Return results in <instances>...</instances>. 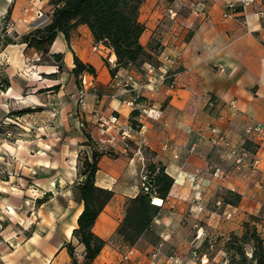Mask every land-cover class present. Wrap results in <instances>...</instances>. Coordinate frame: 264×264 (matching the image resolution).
I'll list each match as a JSON object with an SVG mask.
<instances>
[{"label": "crops", "instance_id": "crops-1", "mask_svg": "<svg viewBox=\"0 0 264 264\" xmlns=\"http://www.w3.org/2000/svg\"><path fill=\"white\" fill-rule=\"evenodd\" d=\"M230 2L242 6L224 18ZM167 10L173 13L171 17ZM52 11L51 0H0V35L7 22L15 34V43L0 52V126L21 116L43 131L42 139L33 144L38 155H59L61 160L57 157L37 180L43 187L65 188L69 209L64 211V225L51 228L46 237L34 233L27 246L13 251L0 246V264L70 263L63 244L71 239L83 208L80 198L72 203L70 184L77 151L87 137L106 152L98 161L95 184L113 191L93 232L109 242L124 217L126 201L140 191L146 163H160L174 182L167 198L161 200L163 213L151 223L158 241L155 245L147 241L149 230L133 245L120 241L121 251L129 252L125 264H196L184 255L186 246H179L189 231L182 221L185 216L193 218L197 231L239 233L245 213L264 209V140L246 132L248 124H264V0H145L139 11V20L145 24L140 41L147 45L157 37L165 54L177 56L170 70L173 87L159 80V61L158 65L143 64V71L121 68L112 77L109 69L115 54L95 42L85 24L73 29L69 42L58 32L48 53L19 41L23 34L46 24ZM97 45L100 49L94 51ZM74 55L95 69L94 74L84 73L88 82L84 107L75 99ZM128 75L133 76L134 88L123 85ZM137 92L140 98L132 110L127 101ZM99 118H115L116 126L135 125L128 138L109 130L107 136L114 134L115 139L112 144L103 143L98 142ZM79 119L91 129L85 135L73 129ZM211 126L225 134L231 145L253 141L257 169L235 170L229 147L209 141ZM61 137L65 141L58 147ZM164 143L168 148H163ZM218 189L239 194L238 203L213 198ZM212 202L223 204V214L215 211ZM228 212L232 221L223 220ZM114 247L106 243L92 264H117L121 251ZM167 248L173 251L169 255ZM79 249L83 252V246Z\"/></svg>", "mask_w": 264, "mask_h": 264}, {"label": "trees", "instance_id": "trees-1", "mask_svg": "<svg viewBox=\"0 0 264 264\" xmlns=\"http://www.w3.org/2000/svg\"><path fill=\"white\" fill-rule=\"evenodd\" d=\"M145 0H51L53 11L50 20L40 27H35L23 34L19 41L28 47L44 53L58 32L63 33L67 42L73 29L79 24H85L95 42L112 49L115 54L114 65L109 71L112 77L121 68L145 63L158 65V55L162 51L159 42L154 38L143 45L140 37L145 30V24L139 20L140 7ZM172 3L174 0H165ZM15 43L14 38L0 35V52L8 44ZM59 57V54H55ZM74 67L71 72L78 77L84 71L95 73L90 64L83 63L76 55L73 56ZM136 112L133 111L134 115ZM133 125H135L133 123ZM105 150H92L90 156L82 161L80 171L81 180L77 184L83 208L77 217V225L72 229L71 238L63 246L71 258V264H78L74 256V245L83 246L82 264H91L99 255L107 241L93 232V225L97 216L113 196V191L99 187L95 184V173L98 161L105 154ZM148 191L142 188L134 197L129 198L125 204V214L119 223L116 234L127 245H133L137 239L148 231L154 217L157 216L161 206L151 202L152 197L165 200L173 185L174 179L160 163L148 161ZM236 197V202L226 198L227 203L236 205L240 195L227 191ZM255 217V216H253ZM228 241V251H232L228 264H264V237L257 227L247 221L243 223L240 235L231 233ZM75 241V242H74ZM250 244L251 256L246 255L245 245Z\"/></svg>", "mask_w": 264, "mask_h": 264}, {"label": "rangeland", "instance_id": "rangeland-1", "mask_svg": "<svg viewBox=\"0 0 264 264\" xmlns=\"http://www.w3.org/2000/svg\"><path fill=\"white\" fill-rule=\"evenodd\" d=\"M235 5H236V11H238V8L242 6L237 4ZM236 11L232 12L228 16H231L232 14L236 13ZM167 12H168V16L171 17L173 15V13L170 10H167ZM259 15L262 17L260 11H259ZM223 17L226 18L224 15ZM159 27L160 29L162 28L160 24L157 25V29ZM157 34L161 35L160 30L157 32ZM154 41L159 42L157 40V37L154 38ZM99 49L100 46L97 50L94 49L93 50L98 51ZM164 55L165 53L163 52V50L158 55L159 67L161 69V75L159 77V80L161 82H166L167 85L169 86L172 80L174 82V79L173 77L172 79L171 78H167L165 80L162 79L164 75V71L162 70V60ZM173 57H177V56L175 55ZM176 61L177 58L175 59V63ZM171 66H170V70H171ZM133 67L136 70L143 71L141 70L140 65H135ZM86 72L88 71H84L81 74H79L78 77H74L75 84L77 85V92L75 99L78 106H80L79 102L77 101V98L81 86V76L84 75V73ZM169 72L172 73L171 71ZM87 88H88V82H87ZM139 98H140V94H139ZM86 103L87 102L85 99V105ZM84 106H80V107H84ZM92 113L95 112L92 111ZM22 118L23 117L20 116L17 119H13L14 121H8L9 122L8 125L0 126V246H5L8 251L9 250L13 251L18 246H23V245L27 246L26 245L27 242H31L28 241L29 238L34 233H38V235H40L43 238L44 236L46 237L45 233L51 228H55V229L61 228L66 222V220L63 218L64 211L66 209L67 210L69 209L68 201H67L68 199L65 200L67 198V195L65 197L64 195L65 193H63V189L65 188L57 185L52 188H47L46 186L43 187V185L39 183V180H37L38 177L42 178L43 172H47V170L45 169L49 168V166H51V163L55 162V160H57L58 158L61 160V157L59 155H52L50 157L43 155L42 157H40L36 149L34 148L33 144H35L36 140L42 139L40 132L43 131H39L38 128L36 127V124L32 123L31 119L27 121L28 119L26 118L22 119ZM99 122L100 121L98 119L97 132L99 128ZM72 125H73V129L81 130L84 135L91 130L88 123H86L84 119H79V122L76 125L75 124ZM6 133H10V134L8 135ZM253 134L259 136L261 140H264V134L263 135H259L256 133ZM110 136L112 135H108L107 137L104 138H108ZM99 139H102L100 135L98 137V142H101L99 141ZM64 141H65L64 138L61 137L56 141V145L58 144V147H60V144L63 143ZM96 143L97 142L94 141L92 138L87 137L82 142V145L85 146L77 151L76 165L74 166L75 178L73 182L70 184V186L72 187V197L68 195L72 200V203L73 201L74 202L79 201L80 198L79 191L77 189V184L82 179L80 176V171L82 169L81 166L82 161L86 156L91 155L92 150H97V151L104 150L101 149ZM241 146H244L246 149L249 150L250 159L257 158L255 156V148L253 145V141L251 140L245 141L244 144H242ZM87 151H89V154L87 153ZM232 166L237 171L248 169L250 170V172L251 171L253 172L257 169L258 164L256 165V167H252L251 163L247 162L244 166L238 169L235 167L232 157ZM145 169H146V165H145ZM211 196H213V198L225 197L226 199L232 202L237 201L236 197L233 194H230L227 191L221 189L216 190L214 195ZM212 204H213L212 207L215 206V211H218V213L223 214L224 206L222 203H219L217 205L212 202ZM209 207L213 209L211 207V204L209 205ZM162 213L163 212L159 210L157 215ZM185 217L183 218L182 221H184L185 225L188 226L189 231H188V235L181 238L182 240L181 243L179 244V246H186L184 248V252H185L184 255L188 256L196 264H228V258L232 253V251H228V241L231 240L230 234L235 232H226L224 234H219L214 232L212 233V231L210 232V230L209 231L207 230L206 232L203 231L200 237H197V230L194 225L193 218L187 216ZM224 218L225 219L223 218L222 219L225 221L227 220L232 221L233 215L231 216V213L228 212L225 213ZM245 221H247L250 225L254 224L257 227L259 234L264 237V209L263 211L261 210L258 213H245L243 219L241 220V232L235 234L240 235L242 233L243 223ZM197 222L204 223V221L202 220L201 221L198 220ZM120 241L123 243L121 237H119L115 232V234L109 239V242L107 241V243L111 244L112 246H115L114 248L117 251H121L122 250L121 246H123V244ZM147 241L154 245L158 241V235L154 232V229L152 228L151 229L149 228ZM245 250H246V255L250 257L251 256L250 244L245 245ZM172 252L173 251L171 248H167L165 253L169 255ZM124 253H126V251L124 252L121 251L120 259L118 260L117 264H119L122 255ZM74 256L77 259L78 264H82L83 252L80 251L78 244L74 245ZM202 258L206 260L205 263H202L201 260ZM69 264H71V259ZM169 264H172V262Z\"/></svg>", "mask_w": 264, "mask_h": 264}, {"label": "built area", "instance_id": "built-area-1", "mask_svg": "<svg viewBox=\"0 0 264 264\" xmlns=\"http://www.w3.org/2000/svg\"><path fill=\"white\" fill-rule=\"evenodd\" d=\"M236 11V5L234 3H227L225 6V12L223 13V15L226 17L228 15H230L232 12ZM260 14H262V12L260 11ZM42 16V15H41ZM4 34L6 36L15 38V34L13 32V28L12 25L10 23H6L4 26ZM101 44V43H98ZM99 48V46H94L93 49L97 50ZM175 59L176 57H173L169 54H165L163 56V60H162V70L164 71V75H163V80L167 79V78H171L173 77V74L170 73V66L172 64L175 63ZM32 73V71H30V74ZM173 80L170 82L169 86L172 87L173 84ZM0 85L2 86V82L0 83ZM123 85L125 87L130 86L131 88H134L133 85V76L132 75H128L126 77V79L123 81ZM87 93V82L85 79V75L81 76V86L78 92V98L77 101L79 102L80 106H84L85 105V95ZM139 97V93H135L134 96L132 97V99H130L129 101H127V105L134 110L135 109V103L136 100ZM212 102H209V105H211ZM99 128H98V132L99 135L102 139H99V141L103 142V143H113L115 136L112 135L108 138H104V136H106L109 132L110 129H113L115 131L116 134H120L121 136L128 138L130 136V131L133 129L132 124L131 123H124L121 126H116L115 124V118H109V119H102L99 118ZM246 131L249 133H256L259 135H263L264 134V124L260 123V122H256L253 123L251 125H248L246 128ZM200 132H202V129H200ZM209 141L213 144V145H219V144H223L225 146L229 147V152L231 154V156L233 157V163L235 165L236 168L240 169L242 166H244L247 162L251 163L252 167H256V165L258 164V158H249L250 157V153L249 150L246 149L244 146L241 145H234V144H230L228 138L226 137L225 134H223L222 132H220L218 130L217 127L215 126H211L209 128ZM6 134H10V133H6ZM163 148H168V144L164 143L163 144ZM175 157H177V155H175ZM148 172L145 169L142 173L141 176V188L144 191H148ZM154 197H152L151 202L155 205L156 202L154 201ZM160 206V204L158 205ZM202 231L201 229H198L197 231V237H200L202 235ZM129 260V252H126L122 255V258L119 262V264H125V262H127ZM202 263H205V259L202 258Z\"/></svg>", "mask_w": 264, "mask_h": 264}, {"label": "bare ground", "instance_id": "bare-ground-1", "mask_svg": "<svg viewBox=\"0 0 264 264\" xmlns=\"http://www.w3.org/2000/svg\"><path fill=\"white\" fill-rule=\"evenodd\" d=\"M155 202H156V204H160L161 205V203H162V201H161V199L160 198H156L155 200H154Z\"/></svg>", "mask_w": 264, "mask_h": 264}]
</instances>
